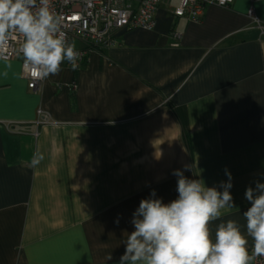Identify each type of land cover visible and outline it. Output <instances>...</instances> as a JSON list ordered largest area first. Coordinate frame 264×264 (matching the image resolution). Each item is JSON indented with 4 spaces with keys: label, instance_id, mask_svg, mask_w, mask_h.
<instances>
[{
    "label": "crops",
    "instance_id": "obj_1",
    "mask_svg": "<svg viewBox=\"0 0 264 264\" xmlns=\"http://www.w3.org/2000/svg\"><path fill=\"white\" fill-rule=\"evenodd\" d=\"M175 4L36 91L20 59H0V264H118L140 200L177 198L176 169L208 187L227 169L236 208L221 219L244 230L245 190L264 182V34L249 0L207 5L199 22L173 17ZM254 9L264 25V0Z\"/></svg>",
    "mask_w": 264,
    "mask_h": 264
},
{
    "label": "clouds",
    "instance_id": "obj_2",
    "mask_svg": "<svg viewBox=\"0 0 264 264\" xmlns=\"http://www.w3.org/2000/svg\"><path fill=\"white\" fill-rule=\"evenodd\" d=\"M61 26L62 17L53 11L51 0H0V59H6L8 41L19 35L23 69L33 80L58 75L65 62L75 70L80 54ZM43 160L37 150L31 164L35 167ZM172 175L177 177V198L165 203L152 189L140 200L130 221L134 230L123 241L125 251L118 264H253L264 257V182L256 180L255 187L245 190L250 207L242 214V231L237 221L221 219L223 209L236 208L227 169V180L218 187L189 179L180 169ZM216 221L220 222L213 234L210 225Z\"/></svg>",
    "mask_w": 264,
    "mask_h": 264
},
{
    "label": "built area",
    "instance_id": "obj_3",
    "mask_svg": "<svg viewBox=\"0 0 264 264\" xmlns=\"http://www.w3.org/2000/svg\"><path fill=\"white\" fill-rule=\"evenodd\" d=\"M172 0H51L53 11L62 17V30L68 41L79 40L84 43L83 49H77L80 54L78 65L87 59L92 50H105L114 44L115 35L120 30L141 29L153 30L156 26V11L163 2ZM171 14L175 18H183L190 22H199L207 5L227 7L232 0H175ZM262 0H249L246 15L253 27L264 34V25L256 15L254 4ZM171 46L177 47L182 38V32L171 30ZM22 38L16 35L8 41L4 52L6 59H20L21 76L26 80L27 88L37 90L41 81L33 80L24 71L19 47ZM38 123L49 122L47 114L40 109ZM251 251V250H250ZM253 264H264V257H257Z\"/></svg>",
    "mask_w": 264,
    "mask_h": 264
},
{
    "label": "rangeland",
    "instance_id": "obj_4",
    "mask_svg": "<svg viewBox=\"0 0 264 264\" xmlns=\"http://www.w3.org/2000/svg\"><path fill=\"white\" fill-rule=\"evenodd\" d=\"M38 89H39V88H38ZM38 89H37V90H38ZM35 91H36V90H35ZM38 110H39V109H38Z\"/></svg>",
    "mask_w": 264,
    "mask_h": 264
}]
</instances>
